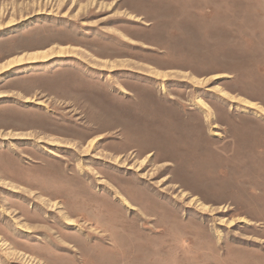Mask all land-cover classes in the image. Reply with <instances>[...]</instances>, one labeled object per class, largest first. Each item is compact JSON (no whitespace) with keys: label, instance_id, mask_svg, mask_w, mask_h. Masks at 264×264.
<instances>
[{"label":"rangeland","instance_id":"374dc122","mask_svg":"<svg viewBox=\"0 0 264 264\" xmlns=\"http://www.w3.org/2000/svg\"><path fill=\"white\" fill-rule=\"evenodd\" d=\"M21 54L0 264H264V0H0Z\"/></svg>","mask_w":264,"mask_h":264},{"label":"bare ground","instance_id":"6f19581e","mask_svg":"<svg viewBox=\"0 0 264 264\" xmlns=\"http://www.w3.org/2000/svg\"><path fill=\"white\" fill-rule=\"evenodd\" d=\"M41 53H43L42 55H41ZM41 53H29V54H27L26 55V57L28 56L29 58H39V57H46L48 54H46L45 52H41ZM45 53V54H44ZM22 56H25V54H21L19 57L18 56H14V57H12V58H8V59H6L4 62H2V63H0V69L2 68V67H5V66H8V65H10V64H12L15 60H18V59H20V57H22ZM107 64V63H106ZM106 64L104 63V65L106 66ZM110 64V63H109ZM109 64H107V65H109ZM115 65V64H114ZM113 64H111V66L113 67L114 66ZM117 65H115V67H116ZM110 67V66H109ZM215 126V125H214ZM85 151L87 150V149H84Z\"/></svg>","mask_w":264,"mask_h":264}]
</instances>
